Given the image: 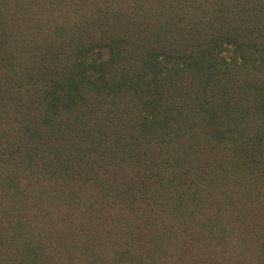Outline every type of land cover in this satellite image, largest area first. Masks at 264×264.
Segmentation results:
<instances>
[{
	"label": "trees",
	"instance_id": "trees-1",
	"mask_svg": "<svg viewBox=\"0 0 264 264\" xmlns=\"http://www.w3.org/2000/svg\"><path fill=\"white\" fill-rule=\"evenodd\" d=\"M0 264H264V0H0Z\"/></svg>",
	"mask_w": 264,
	"mask_h": 264
}]
</instances>
